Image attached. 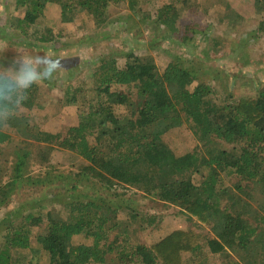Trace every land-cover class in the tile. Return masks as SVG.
I'll use <instances>...</instances> for the list:
<instances>
[{
  "label": "trees",
  "instance_id": "obj_1",
  "mask_svg": "<svg viewBox=\"0 0 264 264\" xmlns=\"http://www.w3.org/2000/svg\"><path fill=\"white\" fill-rule=\"evenodd\" d=\"M123 1L131 13H137L148 3L147 0H15V8L23 9L24 16L15 18L10 27L15 26L36 44H51L54 59L55 39L38 25L48 4L60 7L63 24H72L80 31L92 26L97 31L107 27L110 8ZM259 3L264 10V0ZM177 17L176 5L170 3L157 10L156 20L160 26L177 32L174 26ZM194 27L185 25L181 30V45L185 48L190 49L194 43L192 31L203 33ZM28 28L32 31H27ZM208 43L211 52L226 49L219 40L210 39ZM193 45L199 49V45ZM125 58V64L120 66L118 56L100 55L91 77L95 97L88 95L85 85L66 89L61 102L63 108L73 107L66 118L75 116V119L69 120L65 135L43 131L42 124L47 118L40 124L39 118L25 116H19L0 132V209L10 207L12 197L24 184L45 187L53 182L62 183L65 175L55 176L54 169L50 170L55 173L48 170L39 175L28 172L31 165L48 169L56 148L80 159L78 182L101 184L111 193L121 184L139 196H130L125 202L112 197L79 200L73 197L79 187L75 184L68 190L69 198L62 202L59 215L45 207L49 211L46 212L42 204L33 211L22 203L11 206L0 219V264H36L35 250L48 256V264H107L111 255L121 264H203L208 253L248 251L256 239L264 252V226H255L245 218L250 204L236 210L235 203L228 201L229 206L220 210L227 196L233 198L232 190L225 185V178L232 175L238 178L237 192L264 204V86L255 96L221 106L212 98V87L199 80L202 74L180 59L171 61L161 72L152 60H143L132 53ZM83 83L91 84L85 80ZM38 96L39 85L34 84L22 108H36ZM122 106L130 109L135 106L134 124L123 122L116 113V108ZM184 126L192 132L198 147L197 151L178 156L167 145L164 135ZM8 148L13 149L16 160L5 182L3 153ZM191 168L202 172L198 184L183 179L185 171ZM48 192L55 194L53 189ZM143 200H159L176 207L188 222L197 220L214 225V216L220 214L218 239L204 243L200 233L175 230L148 247H134V232H151L159 220L157 215L140 210ZM258 221L264 225V217ZM80 235L93 243L73 244V238ZM226 264L240 263L230 257Z\"/></svg>",
  "mask_w": 264,
  "mask_h": 264
},
{
  "label": "rangeland",
  "instance_id": "obj_2",
  "mask_svg": "<svg viewBox=\"0 0 264 264\" xmlns=\"http://www.w3.org/2000/svg\"><path fill=\"white\" fill-rule=\"evenodd\" d=\"M147 1L145 7L137 13H131L124 1L115 4L110 8L107 27L97 31L92 26L80 31L72 24H63L60 7L48 4L45 16L38 25L55 39L56 74L53 80L37 83L39 96L36 108L33 110L22 108L20 116L35 117V119L37 117L40 124L43 118H47V122L43 121L42 124L43 131L65 135L69 120L75 119V116L66 118V114L73 110V107L63 108L61 100L64 98V93L68 87L85 85L89 90L88 95L96 96L91 77L92 70L98 66V59L102 54L118 56V63L123 66L126 62L125 55L132 53L143 60H152L161 72L171 61L180 59L179 61L189 67H195L202 74L199 80L212 87L214 94L212 98L221 106L231 101L235 102V99L255 96L264 86V10L259 0ZM170 3H174L178 10L179 17L174 24L177 32L160 26L156 20L157 10ZM23 16L24 10L15 8V0H0V67L9 66L11 60L21 54L31 56L51 54L49 48H53L51 44H36L20 34L15 26L10 27L15 18H23ZM185 25H195L194 28L197 26L203 31L192 34L191 30L190 34V37L194 38L193 44L199 45V49L193 44L190 49L181 45L183 36L181 30ZM27 31L31 32L32 29L28 28ZM210 39L224 43L225 51L211 52L208 43ZM84 80L91 84L83 83ZM116 113L125 123L134 124L137 120L135 106L131 109L125 106L117 107ZM12 135L16 139L19 138L15 132H12ZM164 140L178 156L191 153L198 147L197 140L186 126L169 131L164 135ZM3 154L6 160L4 166L6 177L3 180L6 182L11 176L16 157L13 149L9 148ZM48 164V169L31 165L28 172L39 175L54 169L56 173L50 171L54 172L55 176L65 175L62 183L56 185L53 182L45 187L24 184L19 187L18 194L12 197L10 207L22 203L28 211H33L42 204L46 212H49V209L55 212V215H59L63 209L62 202L69 198L68 190H71L75 184L79 187L73 197L79 200L112 197L114 200L125 202L130 196H139L121 184L115 186L111 193L101 184H92L85 180L78 182L81 161L61 148L55 149ZM201 178L202 172H196L193 168L183 174V179H191L195 184H198ZM237 184L238 178L235 175L225 178V185L234 195L233 198L227 196L222 201L220 210L224 209V206H229L228 201L235 203L236 210L242 209L243 204L248 203L251 208L245 218L253 225L263 227L258 218L264 217V204L250 201L245 195L237 192ZM51 189L55 194H49L48 191ZM10 207L0 209V219ZM139 207L140 210L157 215L159 220L151 232H134L132 236L134 247L137 245L148 247L175 230H193L200 233L204 243L207 240L218 239L219 231L221 232L220 214L214 216V225H207L197 220L188 222L180 215L178 208L168 206L159 200H143ZM92 243L91 239L83 235L73 238L75 245ZM33 252V260L36 264H48V256L45 253L42 254L40 250ZM205 252H208L207 248ZM230 257L240 264H264V252L257 239L248 251L226 250L217 255L208 253L203 264H226ZM107 264L121 263L115 255H111L107 259Z\"/></svg>",
  "mask_w": 264,
  "mask_h": 264
},
{
  "label": "clouds",
  "instance_id": "obj_3",
  "mask_svg": "<svg viewBox=\"0 0 264 264\" xmlns=\"http://www.w3.org/2000/svg\"><path fill=\"white\" fill-rule=\"evenodd\" d=\"M55 74L56 62L51 54H21L9 66L0 67V132L19 118L32 85L53 80Z\"/></svg>",
  "mask_w": 264,
  "mask_h": 264
}]
</instances>
